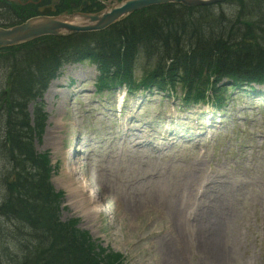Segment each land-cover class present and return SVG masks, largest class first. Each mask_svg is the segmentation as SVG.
<instances>
[{
    "label": "rangeland",
    "instance_id": "374dc122",
    "mask_svg": "<svg viewBox=\"0 0 264 264\" xmlns=\"http://www.w3.org/2000/svg\"><path fill=\"white\" fill-rule=\"evenodd\" d=\"M234 11V6L223 7V12L228 15L234 14ZM95 76V68L89 61L67 65L61 70L58 79L50 84L44 96V108L49 115L42 143L37 145V149L48 152L54 164L52 184L57 192L64 193L63 221L75 219L78 227L102 247L109 248L114 258L123 254L126 264H263L258 242L264 232V199L261 196L241 190L231 194L223 202L213 203L210 198L218 189L202 194L200 204L196 206L198 209L199 206H206L201 213L211 217L221 209L225 214V222L219 232H210L211 239L217 232L218 235H226L225 240H219L220 251L214 245L219 257L214 259L194 244V237L191 235L186 237L179 234V238H170L165 232V226L174 222L172 216L179 207L178 198L183 181L177 176V172L170 171L171 179L164 184L147 189L123 188L121 184L124 180L142 171L136 159L122 158L119 162H110L107 157L114 150H104V147L100 150V145L97 148L85 147V143H80L77 160H71L75 154L72 149L77 145L78 138H97L108 123L99 120L102 112L90 102L93 99L91 92ZM67 81L73 85L70 90L62 89ZM72 90L77 92L73 94ZM118 95L104 94L103 99L112 103L117 100ZM111 96L113 98L109 101ZM159 99L152 97L150 103H157ZM248 102L250 101L237 98L230 101L227 119L236 125L237 119L228 116L230 111L234 110L232 112L235 116L240 113V116L245 117L246 110L251 116H247L245 120L254 118L257 128H264V107L257 102L247 105ZM170 110L172 111L171 108ZM195 114L196 110L192 109L182 113L180 118L188 121ZM87 120L94 122L95 127L99 126L95 135L86 132ZM230 128H221L222 135L230 133ZM85 154H90L87 161L83 160ZM220 167L227 168L228 163L220 162ZM71 169L75 172H69ZM65 171L68 172L66 176ZM82 177L85 178L84 183L88 184V190H97L96 198L90 203V207L96 206L99 209L95 211L96 215H87L84 209L78 207L79 204L70 197L69 188L64 181L70 178L73 186H76L77 182L82 181ZM177 223L188 229L201 228V224H191L186 220ZM180 230L181 228L178 229L179 232Z\"/></svg>",
    "mask_w": 264,
    "mask_h": 264
},
{
    "label": "trees",
    "instance_id": "16d2710c",
    "mask_svg": "<svg viewBox=\"0 0 264 264\" xmlns=\"http://www.w3.org/2000/svg\"><path fill=\"white\" fill-rule=\"evenodd\" d=\"M174 9L173 6L151 9L100 34L77 35L68 39L43 38L31 45L24 46L21 51L23 60L20 63V68L14 71L13 78L28 61L27 71L30 70V74L24 72L19 76L25 78L26 84L32 86L34 91H39L40 94L47 86L48 81L55 76L61 64L72 58H78L84 48L94 47L96 50L100 49L101 52L104 47L109 46V43L116 45L119 42L123 46H127L128 49H133L136 41L141 40L150 44L160 43L172 52L173 56L169 58L172 61L171 65L159 69L157 71L159 76L164 77L169 72H182L184 76H187L191 71H194L193 66L196 63L192 54L195 53L198 46L206 45L203 49L207 53L213 46L212 42L217 41L216 45L225 44L221 36H226V32L219 30L215 36L211 34L208 40H204L198 45L193 38L183 43L178 40L175 34L177 31L175 25L181 21ZM24 14V11L20 13L21 16ZM250 23L251 25H235V27L244 25L243 31L232 38L241 36L240 45L244 46L243 50L256 53L252 63H226L222 62L220 58L217 66L219 72L223 74L231 69L244 68L249 71L250 76L256 77L254 79L247 78L246 81L260 82L261 80L258 79L260 74L257 73V69L264 68V54H262V48L253 44L252 36L259 35L260 38L264 36V24H259L255 20H250ZM208 31L212 33V30ZM228 35H232L231 31H228ZM188 39L189 37L184 36L183 41ZM231 47L235 49L239 45ZM218 51L220 50L218 49ZM100 52L99 54H101ZM113 52L114 50H111L110 54ZM210 70L212 67L200 68L201 72ZM238 73L239 71H236L232 77L240 76ZM14 121L11 119L5 130L14 136L12 140L18 145L19 142L15 140L16 133L20 138L27 136L23 132L24 125ZM0 125H2L1 121ZM3 129L4 126H0V130ZM26 143H23L24 147L27 146ZM4 146L0 142V156L9 157L13 167L10 169V176L7 180L4 178V188L2 189V193L5 190L6 193L0 206V264H87L88 261L90 264H99L103 262L101 253H96L97 251L92 249L89 254L84 248L85 241L82 240L80 233L57 231L58 239L50 237L53 232L51 229L58 228L56 209L59 205V197L52 194L44 178L37 180L33 174L27 171L24 159L19 158L13 151L9 153ZM25 157L28 158L26 160L28 163H35L33 157L28 154H25ZM11 178L14 181L9 184L8 179ZM10 238L20 245L18 249ZM8 240L15 248L13 249L15 255L12 258L8 256ZM42 243H44L43 246Z\"/></svg>",
    "mask_w": 264,
    "mask_h": 264
},
{
    "label": "water",
    "instance_id": "95a60500",
    "mask_svg": "<svg viewBox=\"0 0 264 264\" xmlns=\"http://www.w3.org/2000/svg\"><path fill=\"white\" fill-rule=\"evenodd\" d=\"M221 0H130L119 9L113 8L110 13L98 14L95 16H81L83 22L80 25L72 24L74 17L66 18H38L28 21L25 25L11 30L0 29V45L8 46L26 42L42 35H63L77 31H91L103 29L118 20L121 16L136 10L146 4H160L167 2H182L188 6L207 5ZM79 23V22H76ZM94 24V25H93ZM91 25V26H90ZM93 25V26H92Z\"/></svg>",
    "mask_w": 264,
    "mask_h": 264
},
{
    "label": "bare ground",
    "instance_id": "6f19581e",
    "mask_svg": "<svg viewBox=\"0 0 264 264\" xmlns=\"http://www.w3.org/2000/svg\"><path fill=\"white\" fill-rule=\"evenodd\" d=\"M240 14H241V11L238 10L234 14L224 17V18L214 17L212 19V35L215 36L219 30H223L224 28L231 26V24L233 23V20H235V18H237ZM187 19L194 21L196 23H201L203 21L202 18H200L199 16H189ZM241 41H242L241 36L229 38L226 40L225 44L216 45V48L222 51L226 56L235 55L244 49V46L240 45ZM252 42L254 45H257L258 47L264 50V36L260 38L259 35H253ZM232 45H239V47L234 49L231 47ZM3 108L4 107H2L1 109ZM2 112L4 114V118L0 119L1 124H2L0 126L6 127L8 126V122L10 121L12 113H10L6 107L3 109ZM69 172L73 173L72 170H69ZM64 174L66 176L68 172L65 171ZM64 181L66 182V185L69 188L70 197H72L79 204L78 207L84 209L85 210L84 212L87 215H96L95 211H98L99 209H97L96 206L90 207V203L92 202L94 198H96L95 192L90 191V193H87L88 185L87 184L84 185L83 182L81 183V185L73 186L72 180L70 178L64 179Z\"/></svg>",
    "mask_w": 264,
    "mask_h": 264
}]
</instances>
